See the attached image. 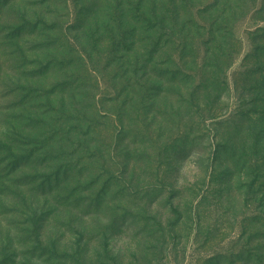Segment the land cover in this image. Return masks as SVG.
<instances>
[{"label":"rangeland","instance_id":"obj_1","mask_svg":"<svg viewBox=\"0 0 264 264\" xmlns=\"http://www.w3.org/2000/svg\"><path fill=\"white\" fill-rule=\"evenodd\" d=\"M0 264H264V0H0Z\"/></svg>","mask_w":264,"mask_h":264}]
</instances>
